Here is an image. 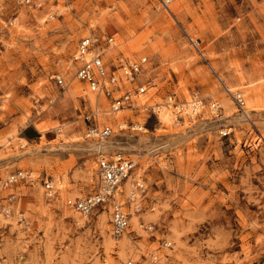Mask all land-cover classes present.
<instances>
[{
    "label": "rangeland",
    "instance_id": "obj_1",
    "mask_svg": "<svg viewBox=\"0 0 264 264\" xmlns=\"http://www.w3.org/2000/svg\"><path fill=\"white\" fill-rule=\"evenodd\" d=\"M91 33L115 36L110 60L147 57L116 94L146 84L139 107L69 92ZM171 95L201 98L200 113L175 114ZM92 113L113 128L102 149L136 163L119 196L129 213L120 237L112 203L89 216L69 203L101 189ZM263 260L264 0H0V264Z\"/></svg>",
    "mask_w": 264,
    "mask_h": 264
},
{
    "label": "built area",
    "instance_id": "obj_2",
    "mask_svg": "<svg viewBox=\"0 0 264 264\" xmlns=\"http://www.w3.org/2000/svg\"><path fill=\"white\" fill-rule=\"evenodd\" d=\"M172 0H161L164 6H169ZM32 0H18L19 4H29ZM115 36L112 34L91 33L79 40L74 60L76 62V77L88 87L97 93H104L107 97L112 98V110L118 111L123 108H137L141 94L148 89L146 84H140L135 88H129L123 93L116 95L121 91L123 81L135 82L136 76L141 71L147 57L133 59L124 54L116 55L111 58L108 52L115 45ZM113 46V47H112ZM112 47V48H111ZM116 60V61H114ZM122 71L123 74H119ZM56 81L64 86V78L56 75ZM152 83H154L152 81ZM176 97V96H175ZM173 95L169 96L168 102L175 114H185L192 117L200 113L203 100L194 97L188 103L176 102ZM238 102L244 105L245 100L241 94L236 96ZM213 110L219 108L217 102L211 105ZM160 106L154 107L153 111L158 112ZM85 119L90 121L87 129V136L95 137L99 140L109 137L113 133V128L108 124H100L94 113L87 114ZM131 127L134 129H144V125L138 123H123L121 128ZM98 170L101 179V189L88 195L85 198L75 201L69 200L79 212L84 216H89L91 212L100 204L112 203V225L116 237H120L129 226V213L124 209L123 203L120 202V193L122 186L134 172L136 163L127 154L118 151L112 154L106 153L104 149H98ZM46 190L49 196L53 195L54 183L46 180ZM141 188L142 184L136 182V188ZM136 191L131 192L135 195ZM258 264H264V260Z\"/></svg>",
    "mask_w": 264,
    "mask_h": 264
},
{
    "label": "bare ground",
    "instance_id": "obj_3",
    "mask_svg": "<svg viewBox=\"0 0 264 264\" xmlns=\"http://www.w3.org/2000/svg\"><path fill=\"white\" fill-rule=\"evenodd\" d=\"M90 27V26H89ZM69 68V65H65V70ZM72 79L75 80V83H73L70 88H69V92L71 94H77V95H82L83 94V91L85 90V95L88 96L89 99H91L92 101H96L97 97H96V93H94V91H90L88 89H85L81 83V81L76 77H72ZM67 86V85H66ZM239 93V92H238ZM96 103V102H95ZM170 113H168V111L166 109H163V112H161V117L163 119H167L169 118V115ZM169 115V116H168ZM120 113L115 116H112L110 119L112 121H114L115 118H118L120 117ZM112 145V144H111ZM109 144L107 143H104L103 139H101L99 142L95 143V144H92V148H108ZM128 187H129V182H127ZM138 206V205H137ZM134 214L136 215V213L134 212ZM124 240H126V237L124 238ZM124 244V243H123Z\"/></svg>",
    "mask_w": 264,
    "mask_h": 264
}]
</instances>
